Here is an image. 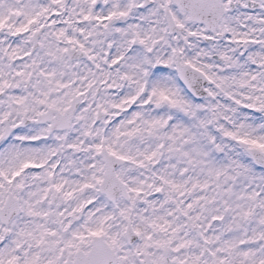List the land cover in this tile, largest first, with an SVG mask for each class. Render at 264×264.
<instances>
[{
	"label": "snow or ice",
	"instance_id": "snow-or-ice-1",
	"mask_svg": "<svg viewBox=\"0 0 264 264\" xmlns=\"http://www.w3.org/2000/svg\"><path fill=\"white\" fill-rule=\"evenodd\" d=\"M0 264H264V0H0Z\"/></svg>",
	"mask_w": 264,
	"mask_h": 264
}]
</instances>
